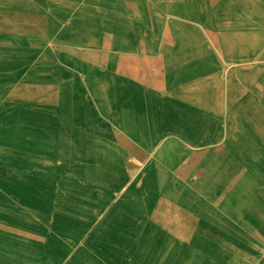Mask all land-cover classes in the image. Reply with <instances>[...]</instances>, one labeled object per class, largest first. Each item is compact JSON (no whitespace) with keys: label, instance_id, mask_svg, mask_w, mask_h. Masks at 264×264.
Instances as JSON below:
<instances>
[{"label":"crops","instance_id":"obj_1","mask_svg":"<svg viewBox=\"0 0 264 264\" xmlns=\"http://www.w3.org/2000/svg\"><path fill=\"white\" fill-rule=\"evenodd\" d=\"M0 264H264V0H0Z\"/></svg>","mask_w":264,"mask_h":264}]
</instances>
